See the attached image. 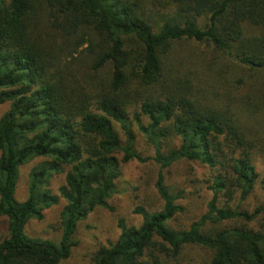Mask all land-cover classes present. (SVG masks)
Returning a JSON list of instances; mask_svg holds the SVG:
<instances>
[{
    "label": "trees",
    "instance_id": "1",
    "mask_svg": "<svg viewBox=\"0 0 264 264\" xmlns=\"http://www.w3.org/2000/svg\"><path fill=\"white\" fill-rule=\"evenodd\" d=\"M157 2L0 0V264L65 259L77 224L96 207L112 211L129 160L157 165L161 208L134 206L137 225L117 218L115 241L90 264L177 262L194 246L209 251L199 264H264V0ZM133 125L150 155L134 148ZM180 160L206 167L209 198L176 229L182 190L163 170ZM255 188L261 199L246 209ZM59 198L57 240L26 235Z\"/></svg>",
    "mask_w": 264,
    "mask_h": 264
},
{
    "label": "rangeland",
    "instance_id": "2",
    "mask_svg": "<svg viewBox=\"0 0 264 264\" xmlns=\"http://www.w3.org/2000/svg\"><path fill=\"white\" fill-rule=\"evenodd\" d=\"M157 1L161 2V0H145L144 5L148 6L147 8L157 7ZM239 90L244 89L240 88ZM3 109L4 106L0 105V112ZM132 128L134 148L142 155H150L151 147L145 142L135 125ZM120 138H123L121 134ZM263 161L264 158H259L257 166L260 167ZM33 164L34 161H29L18 169L14 192L17 200H22L26 195L27 173ZM157 168V165L151 160L142 163L129 160L121 163L119 176L115 180L116 191L108 199L112 211L96 207L84 220L80 221L74 233L76 244L71 248L69 255L58 264H90V256L99 245H107L109 242L115 241L119 232L116 226L117 218H122L126 225H137L140 216L131 212L134 206L142 205L149 210L160 209L162 202L153 187ZM163 174L164 182L168 186L182 190L181 197L177 200L182 209L170 220L169 226L176 229L185 228L206 210L209 192L204 179L207 169L195 161L180 160L163 170ZM62 182L63 174H54L49 182L50 191L57 194V188ZM260 199L261 191L255 188L242 203L246 209H250ZM62 203V199L59 198L57 204L43 210L41 219L28 220L25 225V234L56 241L60 233L58 220ZM256 223L257 221L250 225L255 226ZM5 233V219L0 217V237ZM208 257V250L194 246L185 249L183 259L177 262L165 260L162 264H199Z\"/></svg>",
    "mask_w": 264,
    "mask_h": 264
}]
</instances>
